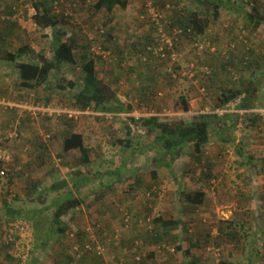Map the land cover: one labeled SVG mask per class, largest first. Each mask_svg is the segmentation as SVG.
Returning a JSON list of instances; mask_svg holds the SVG:
<instances>
[{
	"label": "rangeland",
	"instance_id": "obj_1",
	"mask_svg": "<svg viewBox=\"0 0 264 264\" xmlns=\"http://www.w3.org/2000/svg\"><path fill=\"white\" fill-rule=\"evenodd\" d=\"M34 1L0 0V36L3 34L0 48L16 51L19 47L30 44L36 51L45 50L46 56L52 57V29H41L35 23ZM44 1L49 4L51 13L55 10L65 12V16L57 14L60 19L65 18L60 27L66 32L65 39L71 37L77 40L75 53L78 63L63 64L52 72L50 81L54 88L50 98L45 100V92L42 90L44 86L31 92L19 87L16 62L4 60V53L0 52V153L4 156L3 166L6 169V175L0 177V264H30L32 257L38 253L43 256L42 264H186L193 259L191 255L185 256L182 251L175 252L173 246H182V250L195 248L193 252H199L200 255L197 257L199 264H202L201 258L205 264H219V252L220 259L231 256L235 261L264 264L263 122L252 126L247 120H239L236 129L227 132L232 137L231 142H225L227 144L220 139L221 131H217L219 125L215 124L212 128L215 132L211 131L210 140L204 146V158L212 166L214 164L213 172L222 178L221 183L211 186L215 196H210L208 202L214 206L213 200L216 202L220 207L219 214L207 205L195 207L177 190L176 179L180 180L179 177L183 178V187L187 192L194 191L198 186L194 181L203 176L204 167L196 159L197 155L192 146L186 149L181 158L174 160L171 167L160 170L159 183L154 187L158 193L149 196V189L154 182L150 177L154 153L147 152L133 157L130 144L120 143V140L125 141L128 137L127 124L131 125L134 132L130 136L131 142L145 139L144 127L134 123L130 117H149L157 112L162 117L181 121L190 120L197 115L194 109L188 113L182 110V96H187L193 106L203 104V109L207 107L202 113L217 112L221 115L224 113L222 109L215 108H222L219 107L222 91L243 87L249 80L252 81L249 85L251 95L246 100L254 98L257 103L254 111L264 113V27L251 30L245 14L252 12L253 7L264 13V0H238V5L242 4V11H239L238 6L231 10L222 5L220 14L228 10L233 15H228L227 18L225 13L222 17L219 15L218 19L213 18L214 11L210 1L203 3L207 0H201V3L196 0H151L163 16L162 27L166 34H171L175 28L182 31L177 35L180 41L177 49L189 53L179 63L154 58L146 52L148 43L158 38L157 31H153L151 27L153 18L149 11L150 5H147L148 0H130L127 16L118 19L124 30L115 29V25H107L109 20L124 13L119 6L117 13L106 21L103 9L94 10L93 14L92 10H88L93 7L94 0ZM67 10H71V14ZM85 10L91 14L90 18H87ZM189 10L199 12L201 17H211L208 31L210 35L207 33L197 37L184 29L183 23ZM176 11L180 13L182 21L174 18L177 16ZM93 17L98 18L92 19ZM65 28L72 34L68 36ZM197 39L203 43L202 54H196L201 51L195 48ZM230 40H233L234 48L228 50ZM93 43L104 45L112 54L109 58L100 60L98 76L110 85L113 83L118 84L119 88H132L129 93L132 103L136 100L139 112L130 110L126 114H116L112 119L108 112L91 115L88 111L94 112V109L90 108L77 119L68 117V111L79 110L75 107L74 97L78 92L77 88L83 86L85 76L82 55L87 53L90 57L94 56L91 49L89 52L80 50L87 45L91 47ZM116 44L130 45L122 48L125 57H122V52L116 51ZM131 46L141 50L134 51ZM144 56L148 57V61H158L152 65L155 68L144 60ZM94 57L98 60V56ZM195 60H198V69L190 65ZM206 65L211 67V74H204ZM147 70L146 78L140 75V72ZM137 72L139 75L126 78L130 76L129 73ZM115 73L126 76L119 78L117 82L113 77ZM69 78H73V85L68 83ZM58 80L66 86L65 89L55 87ZM122 80L123 83H120ZM246 96L245 92L237 100L227 104V108L233 110L230 112H235L236 104ZM28 107L35 109L31 111ZM238 112L243 114L252 111ZM89 115L93 118L86 119ZM83 120H88L90 129L87 134L90 162L86 165L82 164L79 151L67 154L63 149L64 138L74 129L85 127ZM243 136L246 137V152L252 155L250 163L254 169L251 173L244 169L245 178L235 176L231 181V176L243 169L234 147ZM137 167L141 171L136 175ZM87 175L93 177L94 181L81 187L79 192L76 191L75 183ZM137 177L142 178L143 185L141 188L131 189L136 184ZM60 181L65 182L64 186L53 189V184ZM242 184L249 186L248 194L251 195L245 209H241L244 200L240 192ZM203 185L209 186L207 182ZM67 193L85 200L83 205L65 217L68 226L77 231L73 236L72 232L58 235L52 230L57 226L53 221L54 204L63 200ZM5 206L15 215L8 216ZM127 210L132 217L129 219L131 224L124 226L123 213ZM233 211L235 215L230 214ZM160 215L165 219H181L182 223L186 222L187 226L192 227V234L185 224L182 228L181 225L173 230L167 228L165 233L161 227L159 231L164 234L163 242L155 244L144 240L146 245L143 244L141 235L150 239L151 232L148 230L151 226L157 228L152 220ZM229 219L237 224L234 228L240 233L238 240L217 238L218 227L225 226L224 222ZM97 221L103 224L107 233L101 235V241L106 243L102 257L92 251L83 254V248H79L86 240L98 235L93 227ZM213 229L214 235L210 239L206 234ZM82 232H89V236L80 237ZM252 233L256 241L243 236ZM46 236L48 242L42 247ZM196 238H202L203 241L195 245ZM137 241L142 242L143 251L146 252L141 256L140 262L133 259ZM150 252H154V256L147 257ZM171 256L173 258L169 260Z\"/></svg>",
	"mask_w": 264,
	"mask_h": 264
},
{
	"label": "trees",
	"instance_id": "obj_2",
	"mask_svg": "<svg viewBox=\"0 0 264 264\" xmlns=\"http://www.w3.org/2000/svg\"><path fill=\"white\" fill-rule=\"evenodd\" d=\"M71 1V0H70ZM129 0H98V2L95 3L96 9H104L107 8L108 11H112L114 7L117 5H120L121 7H126ZM201 1V0H198ZM210 1L211 5L213 6V18L218 19L220 15V8L222 5L228 6L227 8L234 9L236 7V4L226 3L227 0H207V3ZM48 3L43 1H34V6L36 7V12L33 15V19L38 27L41 29H52V57L46 56L45 50H39L36 51L30 44H25L24 46L19 47L16 51H11L8 48L1 49L0 52L3 54V59L10 61V62H16V72L18 73L20 82L19 87L21 89H25L29 92L32 90L37 89L40 86H44L46 88V91L44 96L45 100H48L47 98H50L51 91H53L54 86L51 84V77L52 72L58 70L61 65L63 64H76V57L74 53V49L77 44V40L74 38L69 37L68 39H65L66 32L60 27V23L65 18L60 19L57 14H62V16L65 14L63 11L56 12L53 11L50 12V9L48 8ZM55 7V6H54ZM239 11H242V4L238 5ZM238 10V9H236ZM235 10V11H236ZM177 16L176 21H182V18L180 16L179 12H175ZM238 14V13H237ZM245 14L248 17V22L250 25L251 30H258L261 27H264V13L261 12L258 8L253 7L252 12H245ZM235 15V14H234ZM240 15V14H239ZM65 16V15H64ZM174 20V19H173ZM211 22V17L209 16H203L201 17L199 12L197 11H187L186 12V21L183 23V27L185 30H189L191 34H195L197 37H201L205 34H209V25ZM175 23V22H174ZM171 25H173V21H171ZM152 30L157 31L159 29V24H157L156 21L152 22ZM211 33V32H210ZM3 34L0 36V39H2ZM158 37V35H157ZM157 39H152L149 45L151 43H155ZM200 40V39H197ZM233 40H230L228 42L229 48L228 50L234 48L233 46ZM211 44V43H210ZM212 45V44H211ZM105 49H107L104 45H102ZM90 49V48H89ZM108 50V49H107ZM220 53V52H218ZM102 59H105L102 56H98ZM87 57V54L82 57L84 59V65L83 70L85 71V77H84V83L83 87L78 91V93L74 97L75 107L79 110L85 111L90 108L95 109H104L105 111H111V113H114V111L118 112H129L128 110H131L132 108H128L125 105L121 104L120 101L117 98L116 92L111 88L110 85L105 83L100 77L97 75L96 72V61L94 58ZM208 66V65H207ZM210 68V74L212 73V69ZM69 83V82H68ZM252 83L251 80H249L247 83L245 82L243 87H236V88H227L222 91V96L220 98V104L219 107H225L227 104H230L231 102L237 100L242 94L246 92L247 96L242 99V101L238 104H236L235 109L236 110H253L256 108V104L254 98L247 99L246 98L251 95L249 85ZM69 84L73 85V81ZM55 87L59 89H65L66 86H63V84L60 82V80L56 81ZM181 106L184 111H189V99L187 96H182L181 98ZM262 107V106H261ZM128 108V110H127ZM110 113V112H108ZM247 120L248 124H251L252 126H257L261 124V122L264 123L263 115L257 112H247L241 114L240 112H224L223 114L218 113H201L197 114L194 117H192L190 120H181V121H174L171 120L169 117H162L159 115H152L149 117H131L130 120L134 121V123H137L142 125L144 127V135L145 139L141 140V142H131L130 136L132 133L131 126L127 125V133H126V140H120L121 144L129 143L130 147H132V155L133 157H136L138 154L144 155L147 152L154 153L153 163H152V170L150 171L151 178L154 180L152 183V188L149 189V196L152 194L158 193L156 188H154L156 185H158V177L160 175V170L165 167H171L172 162L176 159L181 158L186 149L188 147H193L194 152L196 153V159L203 165V179L204 182H207L208 184L212 185H218V183H221V179L217 174L213 172L212 163L209 160H205L204 156V146L209 142L210 137L212 135V132L215 129H212L215 124L219 125V128L217 131H221L219 134L221 141L229 142L232 141V137L227 135V132L233 131L236 129L237 124L239 120ZM229 122V123H228ZM228 123V124H227ZM225 124V125H224ZM222 125L225 127L222 129ZM212 131V132H211ZM215 132V131H214ZM140 136V135H139ZM246 137L243 136L240 143L234 147H236V154L238 155V158H240V163L243 164V169H245L246 172L251 173L254 169V166L250 163L252 162V155L248 154V151L246 152L247 145L245 143ZM63 149L64 152H69L73 149H78L81 152V160L82 164L86 165L90 162V148L86 145L85 135L82 133H72L69 136L65 137L63 140ZM235 152V151H234ZM4 157V156H3ZM247 160H246V159ZM134 161V158H131ZM3 161H0V171L3 169ZM207 163V164H204ZM119 171V170H118ZM141 171V168L137 167L135 170L136 175ZM248 176V174H247ZM1 177V175H0ZM119 179H121L119 177ZM94 181L93 177L85 176L84 178H80L77 183H75V189L76 191H80L79 189L81 187H85L90 182ZM64 182V181H62ZM61 181L59 183L53 184L52 188L57 189L64 186L65 182L62 183ZM177 187L179 193H181L186 201L189 203H192L195 207L199 206L204 203L206 192L204 190H199L198 192L194 191H185L183 188V185L180 184L179 180L176 179ZM141 185H143L142 178L137 177L136 184L131 186V189L135 188H141ZM72 192V191H70ZM247 196V198L251 197L250 194L242 193V198ZM84 199L80 198L79 196H73L69 193L64 196L63 200L60 202H55V209H54V216L53 221L55 223L56 228L54 230L55 234H68V232H72V236L77 233L76 230H73V228L68 226V221H66V215L69 214L72 210L78 208L79 206L83 205ZM49 208L48 206L46 207ZM6 212H8V216L15 215L11 209H8L5 206ZM17 212H22L21 210H17ZM123 225L127 226L128 224H131V220H129L131 217V214L127 210L125 213H123ZM153 224L157 225V228L155 226H151L149 232L150 239L144 238L141 235V239L146 241H152L155 244H159L163 242L164 240V234L160 232V228L162 227L164 229V233L168 231L167 228L176 229L181 225L185 224L187 226L186 222L182 223L181 219H165L161 215L158 217H154L152 220ZM105 224V223H104ZM95 233L98 234L95 237H91V239L86 240L82 247L81 251L83 254L90 253L91 251L88 249H85L88 245L89 246H96L97 244L102 245L106 250V243L104 241H101L102 234L106 233V228L103 227V224L100 223V221L95 222L93 224ZM234 227H237V225H233L232 221H229L226 226L221 227L220 234L217 236V238L223 240L225 237L228 238V240H238V237L240 235L239 231L235 229ZM190 234H192V227L187 226ZM69 229V230H68ZM247 233V232H246ZM209 235V238H213L211 232L209 234H206V236ZM44 236V235H43ZM89 232H82L80 237H88ZM205 236V235H204ZM244 237H251L253 241L255 239L254 233L252 235L244 234ZM17 237V236H15ZM39 236H37L38 240ZM49 238L51 239V235L49 234ZM250 239V238H249ZM192 240V239H191ZM195 245L199 244L198 238L195 239ZM203 241V239L201 238ZM13 241V240H11ZM205 241H208L206 239ZM212 241V240H211ZM211 241L208 243L210 244ZM251 241V240H250ZM46 242H48V237L46 236L44 239V245H41L42 247L46 245ZM8 243V242H7ZM6 243V244H7ZM13 243V242H11ZM126 241L124 242L123 246H125ZM145 244V241L144 243ZM141 241H137L136 243V251L134 252V261H141V256L146 253L143 251L144 245ZM146 245V244H145ZM143 246V248H142ZM160 246V245H159ZM142 248V249H140ZM173 250L175 252L182 251L185 256L191 255V249L182 250V246H173ZM78 249V248H77ZM169 249V248H168ZM170 251V250H169ZM171 252V251H170ZM172 252V253H175ZM220 253V252H219ZM97 256L102 257L101 254H95ZM7 256H10L7 254ZM154 256V252H150L147 257ZM219 259V264H250L242 262V261H233L225 258H221L220 255H217ZM43 256L41 253H38L32 257V260L30 264H42ZM131 263V262H130ZM128 263V264H130ZM141 264H144L140 262ZM147 264V263H146ZM186 264H199V259L193 258L186 262Z\"/></svg>",
	"mask_w": 264,
	"mask_h": 264
},
{
	"label": "crops",
	"instance_id": "obj_3",
	"mask_svg": "<svg viewBox=\"0 0 264 264\" xmlns=\"http://www.w3.org/2000/svg\"><path fill=\"white\" fill-rule=\"evenodd\" d=\"M71 1H73V0H71ZM193 1H195V0H193ZM198 3H201L200 1H198V0H196ZM96 2H98V0H94L92 3H93V7H90L88 10H92L91 11V14H93L92 12H94V10H99V9H96L95 8V3ZM73 3V2H72ZM226 3H228V1H226ZM229 3H231V4H236V6H238V0H230V2ZM130 5H131V3H130V0L128 1V3H127V5H126V7H121L120 5H117V6H119L122 10H124V13H121L119 16H115V19L114 20H109V22H108V24L107 25H110V26H113V25H115V29H117V30H120L121 28L124 30V27L122 26V22L120 21H118V19L119 18H124V17H126L127 15H126V11L127 10H130L129 9V7H130ZM117 6L116 7H114V9L112 10V11H108L107 10V8H104L103 9V13H106L105 15V19H106V21H108V18H112L117 12H116V10H117ZM80 8V6L76 9V11L78 10ZM236 8V7H235ZM69 10H67V12H68ZM85 12V14H86V16H87V18H90L91 17V14L89 13V12H87L86 10L84 11ZM77 13V12H76ZM78 13H80V12H78ZM225 13H227V15L225 16V17H229L228 15H233L232 13H229L228 12V10H224V11H222L221 12V14H220V17H222ZM94 18H98V17H93L92 19H94ZM65 31H67L66 30V28H65ZM83 31H86V29H83ZM67 35L69 36V34H72V33H69L68 31H67ZM101 37V36H100ZM117 46H116V48H117V52H122L123 54H122V57H125L126 56V54H124V48H127V46H130V45H118V44H116ZM77 46V45H76ZM90 45H87V46H84L83 48H81V50H80V52H89V48L91 49L92 48V46L93 45H91V47H89ZM133 46H131L130 48H132ZM123 48V49H122ZM134 51L135 50H141V48H138V47H136V48H132ZM133 51V52H134ZM74 53H75V49H74ZM87 54V53H86ZM86 54H83L82 55V57L83 56H85ZM133 54V53H132ZM112 55V54H111ZM110 55V56H111ZM109 56V57H110ZM75 57H76V62L78 63V59H77V53H75ZM87 57H89V58H94L95 59V61H96V72H97V75H99V73H98V70L97 69H99L100 68V65H99V62H100V60L102 59V58H100V57H98V60H97V58H95L94 56H92V57H90V55L88 56L87 55ZM108 57V58H109ZM89 58H87V59H89ZM187 58V57H186ZM182 59H185V57H183ZM105 60V59H104ZM146 62H148L151 66L152 65H154V64H156V62H158V61H156V59L155 60H149V61H146ZM76 63V64H77ZM84 63L85 62H82V66L84 65ZM192 63V62H191ZM71 64H74V63H71ZM191 65V64H190ZM179 65H177V67H178ZM152 67H154V66H152ZM155 68V67H154ZM143 70V69H142ZM148 70H149V68H148ZM148 70L146 71V72H140V75H142L144 78H146V76H147V73H148ZM132 71V70H131ZM130 74V76H126V78H133L134 77V75H139V73L137 72V73H129ZM113 76V75H112ZM125 76H123V74H121V76L119 75V73H115V76H113L114 78H116V81L118 82V79L119 78H125ZM159 76V75H158ZM85 77V76H84ZM83 77V78H84ZM102 77H100V79H101ZM160 78H162L161 76H160ZM73 81V78H69V83L70 82H72ZM105 83H107V81H105V80H103ZM83 83H84V81H83ZM120 83H123V80L122 81H120ZM108 84V83H107ZM108 85H110V84H108ZM71 86V85H70ZM111 86V88L116 92V95H117V98H118V100L120 101V103L121 104H123V105H125L126 107H128V108H131V107H133V109H131V110H134V112H139V110H138V107H137V104H136V100L135 101H133V103H132V96L130 95V93H129V90H131L132 88H130V87H128V89H125V87L123 86V88H119V86H118V84H116V85H114L113 83H112V85H110ZM83 87V86H82ZM81 87V88H82ZM81 88H77V91H79ZM43 91H46V88L44 87V89H42ZM78 93V92H77ZM31 95H33V94H31ZM195 101H197V100H195ZM202 105L203 104H196V106H193V104H191V102L189 101V112L192 110V109H194L193 111L197 114H201L202 113V110L204 111V109L205 108H207V107H205L204 109L202 108ZM33 107V106H32ZM194 107V108H193ZM128 108H127V110H128ZM28 109L29 110H33V109H35V108H29L28 107ZM216 109H222V111L223 112H227V111H233V110H230V109H228L227 108V106L226 107H222V108H215V110ZM183 110V109H182ZM215 110H212V112H215ZM254 110V109H253ZM129 112H130V110H128ZM184 111V110H183ZM220 111V110H219ZM234 111H236V112H238L239 110H234ZM244 111H249V110H244ZM100 112H110V113H107L108 115H111V117H112V119H113V117L116 115V114H126V112L124 111V112H121V111H118V112H116V111H114V113H111V111H105L104 109H95L94 110V112L93 111H91V112H89L88 111V113H93V114H99ZM185 113H188V111H184ZM45 112H43V114H44ZM215 113H217V112H215ZM160 113H155L154 115H159ZM92 115V114H91ZM137 115V114H136ZM160 116V115H159ZM89 117V118H88ZM86 119H91V118H93V117H91L90 115L88 116ZM131 118V117H130ZM96 119H99L98 117H96ZM125 119H127V118H125ZM88 120H83V123H84V128L83 129H81V128H79V129H74V131L72 132V133H82V134H84L85 135V140H86V145L88 146V141H87V134H88V131L90 130L89 129V127H88ZM94 122V121H93ZM98 122V121H97ZM129 123H132V122H130V121H128ZM93 125H95V123L93 124ZM127 125H129V126H131L130 124H127ZM71 133V134H72ZM220 142V141H219ZM229 142H231V141H229ZM240 143V142H239ZM225 144H227V143H225ZM221 147H224V146H221ZM74 151H79L78 149H73V150H71V151H69V152H65V153H67V154H69V153H72V152H74ZM80 152V151H79ZM81 153V152H80ZM3 168H5V167H3ZM140 168V167H139ZM245 171H244V169H240L238 172H237V174H235V175H233V176H231V181H232V179H235V176L238 178V177H240V178H245ZM218 176V175H217ZM247 176V175H246ZM150 177H151V175H150ZM179 182H180V184L181 185H183V178L182 177H179ZM221 179V181H222V178H220ZM198 180V181H197ZM204 179H203V177H200V178H196V180L194 181V183L196 184V185H198L197 186V188H194V192H198L199 190H204L205 192H206V195H205V200H204V203L202 204V205H207V206H210L212 209H213V211H215L217 214H219L220 213V207L219 206H217V204H216V202L213 200V202L215 203V206L213 205V203H211V204H209L208 202H209V199H210V196H215V192L213 191V189H212V187H211V184H209V186H207V185H203V183H204ZM223 186V185H222ZM262 187H264V185L262 184ZM184 188V187H183ZM249 186L248 185H246V184H242V186H241V191L240 192H242V193H246V194H248V192H249ZM215 199V198H214ZM244 199V200H243ZM247 199V200H246ZM242 204H241V209L243 208V209H245V207L244 206H246V207H248V205H249V198H247V196H245V197H243L242 198ZM246 202H248V203H246ZM230 214L231 215H235V212L233 211V212H230ZM230 214L229 215H227V217L228 216H230ZM230 221V219L228 220V221H225L224 223H228ZM231 221H233V220H231ZM233 225H237L236 223H234ZM226 226V225H225ZM221 227H224V226H219L218 227V230L221 228ZM211 234L212 235H214V229H213V231L211 232ZM217 234H220V230H219V232L217 231ZM197 239V238H196ZM198 240H199V238H198ZM199 241H202V240H199ZM193 249H195V248H191V256L193 257V258H197V257H199L200 255H199V252H193ZM232 253V252H231ZM190 256V255H189ZM229 256V255H228ZM173 257L171 256V257H169L168 259L170 260V259H172ZM198 259V258H197ZM225 259H229V260H233V259H231V256H229L228 258H225ZM240 260H242V258L240 259ZM233 261H235V260H233ZM239 261V260H238ZM235 262H237V261H235ZM147 262H145L144 264H146ZM200 263H202V264H205V261L203 260V258H201L200 259ZM147 264H152V263H147Z\"/></svg>",
	"mask_w": 264,
	"mask_h": 264
},
{
	"label": "built area",
	"instance_id": "obj_4",
	"mask_svg": "<svg viewBox=\"0 0 264 264\" xmlns=\"http://www.w3.org/2000/svg\"><path fill=\"white\" fill-rule=\"evenodd\" d=\"M147 5H150L149 7V11H150V15L153 18V21H156L157 24H159V29H158V38L156 40L155 43H151L150 45L147 46L146 51L153 56L154 58H159V59H163V60H168L170 63H179L180 61H182L183 57L186 58V54L189 53L188 51L184 50L182 52L178 51L177 46L179 44V39L177 38V35L180 34L182 31L179 30V28H175L173 30V32L171 34H166V32L163 30V24H162V20H163V16L161 14L160 11H158L155 7H154V2L151 0L147 1ZM69 14H71V10L68 11ZM148 15V16H150ZM92 48H91V52L93 53L94 56H102L105 59L108 58L111 55V51L105 49L102 44L98 43H93L92 44ZM195 48H198L199 51L196 54H202V50L204 49L203 43L200 40H197L195 43ZM144 60H147L146 57H144ZM191 67L192 68H199L198 66V60H195L194 62L191 63ZM204 69L206 72H204V74H210V68L209 66H204ZM196 72V71H195ZM194 76V73L192 74ZM252 112H255L254 110H251ZM67 113V112H66ZM86 113L85 111L82 110H70L68 111V117L70 118H75L77 119L81 114ZM259 113V112H257ZM261 114V113H260ZM262 115L264 116V113H262ZM138 116H140V114H138ZM141 117H138V119ZM4 157L3 155L0 153V161H3ZM0 175L1 177H4L6 175V169L3 168L0 171ZM85 249H88L90 251H92L95 254H104L105 248L100 245L97 244L95 247L94 246H87ZM220 251V250H219ZM217 255H220V253H218Z\"/></svg>",
	"mask_w": 264,
	"mask_h": 264
},
{
	"label": "clouds",
	"instance_id": "obj_5",
	"mask_svg": "<svg viewBox=\"0 0 264 264\" xmlns=\"http://www.w3.org/2000/svg\"><path fill=\"white\" fill-rule=\"evenodd\" d=\"M147 52V51H146ZM148 53V52H147ZM149 54V53H148ZM150 55V54H149ZM144 57H146L147 58V60L146 61H148V57L147 56H144Z\"/></svg>",
	"mask_w": 264,
	"mask_h": 264
}]
</instances>
